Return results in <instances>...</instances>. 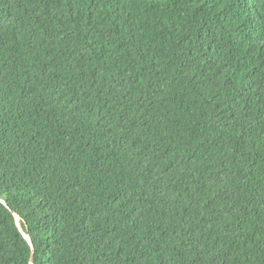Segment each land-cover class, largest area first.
<instances>
[{
    "label": "trees",
    "instance_id": "obj_1",
    "mask_svg": "<svg viewBox=\"0 0 264 264\" xmlns=\"http://www.w3.org/2000/svg\"><path fill=\"white\" fill-rule=\"evenodd\" d=\"M31 246L264 264V0H0V264Z\"/></svg>",
    "mask_w": 264,
    "mask_h": 264
},
{
    "label": "water",
    "instance_id": "obj_2",
    "mask_svg": "<svg viewBox=\"0 0 264 264\" xmlns=\"http://www.w3.org/2000/svg\"><path fill=\"white\" fill-rule=\"evenodd\" d=\"M16 224L19 227V230L21 231V233L23 234V236L29 241V237L27 236V234L21 229L19 223H18V217L16 216ZM33 248L31 246V253H30V258H29V264H34V258H33Z\"/></svg>",
    "mask_w": 264,
    "mask_h": 264
}]
</instances>
